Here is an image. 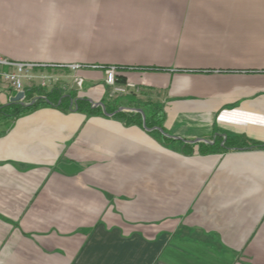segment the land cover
I'll use <instances>...</instances> for the list:
<instances>
[{
    "label": "crops",
    "instance_id": "obj_1",
    "mask_svg": "<svg viewBox=\"0 0 264 264\" xmlns=\"http://www.w3.org/2000/svg\"><path fill=\"white\" fill-rule=\"evenodd\" d=\"M81 2L59 38L0 0V55L99 66L55 70L94 104L114 64L140 86L118 110L161 119L1 114L0 264H264V0ZM223 134L258 145L219 151Z\"/></svg>",
    "mask_w": 264,
    "mask_h": 264
},
{
    "label": "trees",
    "instance_id": "obj_2",
    "mask_svg": "<svg viewBox=\"0 0 264 264\" xmlns=\"http://www.w3.org/2000/svg\"><path fill=\"white\" fill-rule=\"evenodd\" d=\"M81 64L82 65L80 66V68L76 70L91 67L83 63ZM67 70L69 71V69ZM116 79L118 83H124L127 81L125 76L118 73V70L116 72ZM108 87L109 90L107 92V101H102L98 104H94L86 98H75V89L69 86L63 87L61 83H58L56 86L50 89L36 87L31 90H26V103L8 102V104L0 106V115L10 111V114L15 116L17 114L32 111L39 106L52 105L63 110H77L87 115L110 114L118 118H122L126 123H137L139 125H142L144 122V127L155 126L160 121V109H158L157 113L152 110L150 112V117L147 116L144 110H118L120 104L117 102V93L115 94L111 86L108 85ZM156 114L158 115V117L154 119ZM185 145L187 146L188 144L186 143ZM212 145L216 146L219 151H225L236 148H249L252 146H257L258 144L239 135L231 136L223 134L216 137ZM207 149L208 146L206 145L202 148L201 151L207 152Z\"/></svg>",
    "mask_w": 264,
    "mask_h": 264
},
{
    "label": "built area",
    "instance_id": "obj_3",
    "mask_svg": "<svg viewBox=\"0 0 264 264\" xmlns=\"http://www.w3.org/2000/svg\"><path fill=\"white\" fill-rule=\"evenodd\" d=\"M81 65V63L70 62L19 61L0 55V94L10 92V95L14 96L17 92L23 91L22 98L18 100L21 101L26 96V90L36 87L50 89L58 83H61L64 87L55 70L58 68L76 70ZM103 68L105 83L111 86L115 93H127L130 90H137V85L132 81L125 84L117 83L116 65L108 64L104 65Z\"/></svg>",
    "mask_w": 264,
    "mask_h": 264
},
{
    "label": "rangeland",
    "instance_id": "obj_4",
    "mask_svg": "<svg viewBox=\"0 0 264 264\" xmlns=\"http://www.w3.org/2000/svg\"><path fill=\"white\" fill-rule=\"evenodd\" d=\"M8 1L9 2L15 1L17 4V0H8ZM6 2L7 0H3V3H6ZM28 4L30 7L28 6ZM81 6H82L81 0H21V8H22L21 11H23L28 16L33 15L34 17H37L38 20L42 21V23H39L38 26H35V29L37 31L45 30L47 27L50 28L49 23H48L49 19H56L59 22H62L63 26L58 27L57 28L58 30L57 29L52 30L55 36L59 38H64L69 35H73V36L76 35L78 37V29H79V34H81L80 27L77 25L78 22H81L82 15L84 14V10H81ZM72 22H73V25H70ZM63 23H68L69 25L65 24L66 26H64ZM72 27H73V33L71 32ZM10 59L26 61L28 59L32 60V59H38V58H21V59L10 58ZM42 59H45V58H40L39 60H42ZM72 59L74 58H56V60H48V59L47 60L48 62H54V63H57V62L79 63L78 60L68 61ZM80 60H82V58H80ZM89 66H93V65H89ZM103 66L104 65H100L101 68H103ZM95 67H99V66H95ZM103 71H104V68H103ZM128 81L129 80H127L126 82ZM126 82L121 83V84H125ZM138 87L140 86L137 85V90H138ZM137 90H134V91L136 92ZM127 94L128 93H117L116 96L117 98H126L128 97ZM8 98H9L8 95L0 94V102H6ZM26 100H27V97H25L22 100V103L23 102L26 103ZM219 127L220 126L216 123L214 126V133L220 130ZM3 128H4L3 124L2 122H0V130ZM204 141H206V139H204Z\"/></svg>",
    "mask_w": 264,
    "mask_h": 264
},
{
    "label": "water",
    "instance_id": "obj_5",
    "mask_svg": "<svg viewBox=\"0 0 264 264\" xmlns=\"http://www.w3.org/2000/svg\"><path fill=\"white\" fill-rule=\"evenodd\" d=\"M78 83H79V80H75L74 81V85H73V88H77L78 87ZM24 92L23 91H19L17 92L13 97H11V101H18L22 98Z\"/></svg>",
    "mask_w": 264,
    "mask_h": 264
},
{
    "label": "bare ground",
    "instance_id": "obj_6",
    "mask_svg": "<svg viewBox=\"0 0 264 264\" xmlns=\"http://www.w3.org/2000/svg\"><path fill=\"white\" fill-rule=\"evenodd\" d=\"M118 83V82H117ZM120 84V83H119ZM130 91H134V90H130ZM130 91H128L127 93H129Z\"/></svg>",
    "mask_w": 264,
    "mask_h": 264
}]
</instances>
